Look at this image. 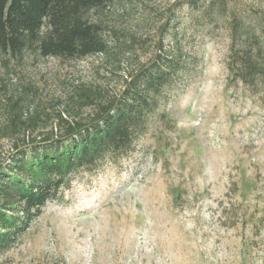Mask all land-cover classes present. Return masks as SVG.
Here are the masks:
<instances>
[{
	"label": "rangeland",
	"instance_id": "obj_1",
	"mask_svg": "<svg viewBox=\"0 0 264 264\" xmlns=\"http://www.w3.org/2000/svg\"><path fill=\"white\" fill-rule=\"evenodd\" d=\"M92 17L107 28V54L28 51L7 64L0 54V129L13 84L37 86L50 128L59 112L73 118L75 86L119 93L159 41L185 70L134 151L76 172L0 264H264V76L235 75L242 47L231 35L237 17L264 47V0H111Z\"/></svg>",
	"mask_w": 264,
	"mask_h": 264
},
{
	"label": "trees",
	"instance_id": "obj_2",
	"mask_svg": "<svg viewBox=\"0 0 264 264\" xmlns=\"http://www.w3.org/2000/svg\"><path fill=\"white\" fill-rule=\"evenodd\" d=\"M110 1L0 0L4 63L21 59L28 51L62 59L109 53L112 46L107 28L92 15L106 9ZM170 22L161 25L163 35ZM231 35L242 47L235 75L244 83H255L264 76V47L237 17L231 21ZM162 42L157 43L151 58L127 76L119 93L105 94L101 86L93 84L75 86L73 118L66 119L59 112L50 128L39 109L37 86L23 84L19 89V84H11L13 92L2 99L5 122L0 129V142H10L0 153V255L28 230L49 202L59 199L76 172L134 151L163 90L185 70V61L166 52ZM87 108L92 110L86 112Z\"/></svg>",
	"mask_w": 264,
	"mask_h": 264
}]
</instances>
